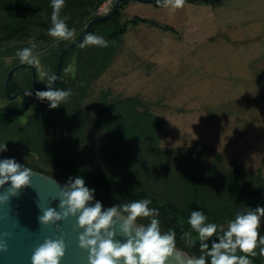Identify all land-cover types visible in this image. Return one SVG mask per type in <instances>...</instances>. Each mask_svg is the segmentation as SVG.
I'll return each mask as SVG.
<instances>
[{
  "label": "rangeland",
  "instance_id": "1",
  "mask_svg": "<svg viewBox=\"0 0 264 264\" xmlns=\"http://www.w3.org/2000/svg\"><path fill=\"white\" fill-rule=\"evenodd\" d=\"M114 1L106 0L94 17L109 12ZM242 1L249 4L240 10L237 4ZM223 2L221 6L183 2L173 12L154 5L156 2L129 0L121 8L119 21L125 24L126 30L118 50L108 67L89 84L82 101L90 114L127 98L141 102L164 120L160 155L170 160L169 166L172 164L175 171L171 159L177 157L189 162V155L202 168L213 167L206 177L209 187H222L235 163L264 178V96L259 88L248 96L240 87L243 82L252 84L254 77L259 78L256 72L251 73L254 64L244 61L248 48L243 45L264 42V0ZM227 3L230 5L224 8ZM134 16L144 21L134 23ZM89 20L77 22L78 28L83 30ZM230 38L234 43L229 42ZM57 41L54 44L58 45L61 40ZM4 51L0 47V100L9 104L2 83L9 68L20 61L3 56ZM37 54L40 64L36 67L39 72L41 68L45 71L43 53ZM84 56L80 58L85 61ZM76 60L72 58V64ZM19 71L14 75V82L21 86L25 70ZM38 79L42 88L50 86L46 78L44 82L40 76ZM30 93V110L11 115L14 124L0 126V141L7 140L8 146L2 156L14 157L25 163L24 166L65 183L74 176L60 164L46 163L35 153L11 143L16 130L38 117L41 99L33 91ZM72 99L68 97L66 104L74 105ZM90 145L84 147L89 159L93 149ZM148 183L154 186L153 179ZM94 189L97 200L105 195L104 191Z\"/></svg>",
  "mask_w": 264,
  "mask_h": 264
},
{
  "label": "trees",
  "instance_id": "2",
  "mask_svg": "<svg viewBox=\"0 0 264 264\" xmlns=\"http://www.w3.org/2000/svg\"><path fill=\"white\" fill-rule=\"evenodd\" d=\"M105 1L65 0L59 15L68 17V27L75 30V35L69 40L60 39L56 45L54 43L59 38L48 34V29L52 26L51 0H0V47L5 48L2 55L16 57L15 61H19L17 50L28 47L34 37L37 44L34 52L43 53L42 61L48 73L46 80L50 83L49 78L54 74L59 52L82 34L83 30L78 28L77 22L94 17ZM128 1L122 0L110 18L94 23L87 33L104 37L109 41L108 47L89 45L84 38L64 56L54 90L70 89L74 105L64 101L59 107L50 108L49 101L41 100L37 119L16 130L11 143L21 146L29 153H35L46 163L60 164L74 177H83L86 184L105 192L98 200L107 207L142 199L151 200L150 207L160 211L161 230H175L177 248L199 256L198 235L188 224L191 211L196 208L203 210L208 222L217 224L218 229L228 225V221L238 212L244 213L257 206H264V178L235 163L222 187H209L206 177L214 170L213 167L202 168L189 155V162L177 157L171 159L176 166L175 171L172 164L169 166L170 160L160 155L162 150L159 142L164 120L142 106L138 100L123 99L97 108L94 114L85 109L82 101L89 84L108 67L126 30L119 18L121 8ZM223 1L184 0L187 3L202 2L210 5H218ZM154 5L162 6L157 2ZM138 20L144 21L134 16L132 22ZM166 28L169 29L168 26ZM83 56L86 57L85 61L80 58ZM72 58H77L74 63L76 72L74 75L69 72L65 76V69L69 63L72 64ZM24 70L23 85L16 84L14 75L12 76L11 93L19 88L33 91L30 70ZM36 75L37 84L41 87L38 83V68ZM2 86L5 94L4 83ZM33 93L36 96V91ZM31 102L29 96L23 113L30 110ZM73 106L77 108L74 109ZM18 107L16 101H9L4 110ZM11 119V115H0V126L14 124ZM89 145L93 148L90 159L84 151V147L86 149ZM94 160L98 163L93 164ZM150 178L154 181L153 187L149 186ZM149 219L138 218L139 223L145 224ZM261 230L264 232V227ZM184 232H190L191 237L197 240L194 247H188L181 239ZM217 234L222 233L218 230ZM237 255L243 253L237 252ZM251 259L252 264H264V256L257 255Z\"/></svg>",
  "mask_w": 264,
  "mask_h": 264
},
{
  "label": "clouds",
  "instance_id": "3",
  "mask_svg": "<svg viewBox=\"0 0 264 264\" xmlns=\"http://www.w3.org/2000/svg\"><path fill=\"white\" fill-rule=\"evenodd\" d=\"M163 7L175 11L183 6L184 0H157ZM65 0H51L52 26L48 34L63 40L72 39L75 30L68 27V17H60L59 13ZM87 44L99 47H108L109 41L102 36L87 35ZM83 46V45H82ZM35 38L28 47L18 49L16 56L21 64L38 66L40 60ZM66 74L76 72L75 64L65 69ZM44 82L48 73L42 68L39 72ZM53 82L56 77L52 76ZM27 95L32 93L26 92ZM71 96V90H54L47 88L37 91L36 97L49 101L50 108H57ZM7 140L0 141V205L9 201L11 196H17L22 186L31 185V168L18 162L14 157H3L8 151ZM10 182V183H9ZM56 208L38 207L42 215L38 217L40 225H54L59 235L45 237L33 250L31 264H61L65 256L67 244L65 234L61 229L60 221L69 217L76 218L74 227L81 229L78 235V246L88 252V264H252V257L264 256V206H257L244 213H237L228 221L227 229L208 222L205 212L199 208L191 211L188 224L192 231L197 233L200 246V255L193 256L176 246V232L161 230L158 208L150 207L151 200L142 199L131 201L123 205L116 204L103 208L102 202L95 197V189L86 185L81 176L69 177L61 186ZM93 201H95L93 203ZM122 218L120 232L124 241L115 239L116 219ZM138 218H150L148 223H138ZM218 230L222 234L218 235ZM7 232H0V254L7 253L9 246L5 237ZM188 247H194L197 240L191 237L190 232L181 236ZM259 249V252H257ZM237 252L243 255H237Z\"/></svg>",
  "mask_w": 264,
  "mask_h": 264
},
{
  "label": "water",
  "instance_id": "4",
  "mask_svg": "<svg viewBox=\"0 0 264 264\" xmlns=\"http://www.w3.org/2000/svg\"><path fill=\"white\" fill-rule=\"evenodd\" d=\"M122 0H115L111 10L105 14H98L90 19L85 25L82 34L69 42L58 54L56 67L53 76L55 81L51 80L49 88L55 89L58 77L63 65L64 56L76 45H78L87 35L90 27L97 22L110 18L118 9ZM145 2H157V0H139ZM21 69H29L31 73V85L34 91H44L47 89L41 88L37 84L36 66L18 63L6 73L4 80L5 95L9 100H15L21 96V102L17 109L14 110H0V115H19L22 114L28 104L30 95L25 89H19L14 93L10 90V80L16 71ZM29 93V92H28ZM26 167V166H25ZM29 168V167H28ZM31 175V185L22 186L18 191L17 196H11L9 201L0 205V232H7L9 235L5 237L9 246V251L0 254V264H31V255L34 248L43 241L45 237H55L59 235L56 232L54 225L43 226L40 225L38 217L42 215L41 208L53 207L56 208L59 204L57 199L59 194V185L64 182L50 177L44 173L33 170ZM10 183V182H9ZM7 187L0 188L3 192ZM95 201H93L94 203ZM103 205V204H102ZM103 208H108L103 205ZM115 229V239L124 241L125 237L120 232V224L122 218L117 217ZM65 234V242L67 249L65 256L62 258L61 264H88V252L78 246V235L82 231L74 227L76 224L75 217H69L65 221L58 222ZM192 255L191 253H188ZM171 264V258L169 261Z\"/></svg>",
  "mask_w": 264,
  "mask_h": 264
},
{
  "label": "crops",
  "instance_id": "5",
  "mask_svg": "<svg viewBox=\"0 0 264 264\" xmlns=\"http://www.w3.org/2000/svg\"><path fill=\"white\" fill-rule=\"evenodd\" d=\"M227 1H231V0H227ZM242 2L237 4L238 9H240V10H243L244 7L249 4L248 1H247V3H245L244 1H242ZM221 5L222 4L220 3V6ZM229 5H230V3H227L223 7L225 8L226 6H229ZM254 12H255V10H252V14H254ZM262 12H264V11H262ZM262 12H260V13L262 14ZM225 20L228 21V18H226ZM228 40H229V42L234 43V41H232L231 38ZM232 45H236V44H232ZM243 46H246V48H248V52L246 53V57H244V59H245L244 61H246L248 65L254 64V65H252L251 73L254 74V72H256L257 75L259 76V78L254 77L255 80H253V81L255 83H257L255 86H254L255 83L250 84L247 81L248 83L243 82L242 83L243 86H240V87H241V89L243 88V91L245 90V93L248 96H252L251 93L256 91V88H259V89H261V92L263 93V96H264V42L262 44H256L255 46H247V45H243ZM252 61H254V63ZM6 106H7V103L3 104L0 100V108H4Z\"/></svg>",
  "mask_w": 264,
  "mask_h": 264
},
{
  "label": "flooded vegetation",
  "instance_id": "6",
  "mask_svg": "<svg viewBox=\"0 0 264 264\" xmlns=\"http://www.w3.org/2000/svg\"><path fill=\"white\" fill-rule=\"evenodd\" d=\"M17 73V71L15 72V74ZM14 74V75H15ZM19 89H23V88H19ZM18 89V90H19ZM17 91V90H16ZM34 91V90H33ZM15 92V91H14ZM12 92V93H14ZM28 92L30 93L31 91L28 90ZM10 101H16L18 105H20V102H21V96H18L15 100H10Z\"/></svg>",
  "mask_w": 264,
  "mask_h": 264
},
{
  "label": "built area",
  "instance_id": "7",
  "mask_svg": "<svg viewBox=\"0 0 264 264\" xmlns=\"http://www.w3.org/2000/svg\"><path fill=\"white\" fill-rule=\"evenodd\" d=\"M105 13H107V12H105Z\"/></svg>",
  "mask_w": 264,
  "mask_h": 264
}]
</instances>
